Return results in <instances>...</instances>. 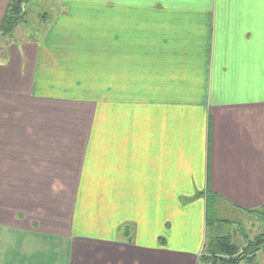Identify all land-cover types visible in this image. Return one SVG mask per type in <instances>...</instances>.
I'll use <instances>...</instances> for the list:
<instances>
[{
    "label": "crops",
    "instance_id": "1",
    "mask_svg": "<svg viewBox=\"0 0 264 264\" xmlns=\"http://www.w3.org/2000/svg\"><path fill=\"white\" fill-rule=\"evenodd\" d=\"M23 8L0 49V264H208V201L264 207V0Z\"/></svg>",
    "mask_w": 264,
    "mask_h": 264
},
{
    "label": "rangeland",
    "instance_id": "2",
    "mask_svg": "<svg viewBox=\"0 0 264 264\" xmlns=\"http://www.w3.org/2000/svg\"><path fill=\"white\" fill-rule=\"evenodd\" d=\"M23 24V23H20ZM17 25L13 31L6 36H0V49L6 52L7 49L14 48L13 45L26 40L28 36L27 28L25 25ZM225 203L211 199L207 204V218L208 226L205 244H208L212 238L227 237L231 235L230 243L237 249V251L246 245L250 240L251 234H254L259 230V223H257L256 217H250L248 214L237 213L235 210L227 209ZM230 221L229 224L221 221ZM258 258L264 260V256L259 255L255 259L248 260L246 264H255V260ZM241 264H245L244 261Z\"/></svg>",
    "mask_w": 264,
    "mask_h": 264
},
{
    "label": "trees",
    "instance_id": "3",
    "mask_svg": "<svg viewBox=\"0 0 264 264\" xmlns=\"http://www.w3.org/2000/svg\"><path fill=\"white\" fill-rule=\"evenodd\" d=\"M26 0H9L0 25V36L9 35L13 29L24 22V8ZM256 217L262 226V231L254 235L246 245L237 249L230 243V237L223 236L212 238L208 244H205L206 255L202 261L208 264H240L248 261L257 252L264 248V207L258 210L248 212ZM229 224L228 221H221ZM206 226L208 218L206 216ZM229 235V234H228Z\"/></svg>",
    "mask_w": 264,
    "mask_h": 264
}]
</instances>
